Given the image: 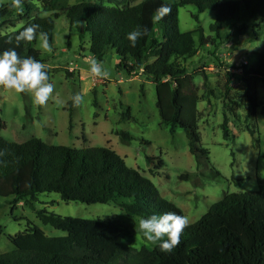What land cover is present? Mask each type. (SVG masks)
I'll list each match as a JSON object with an SVG mask.
<instances>
[{"label":"trees","instance_id":"obj_1","mask_svg":"<svg viewBox=\"0 0 264 264\" xmlns=\"http://www.w3.org/2000/svg\"><path fill=\"white\" fill-rule=\"evenodd\" d=\"M34 2L39 3L40 10ZM162 4L171 11L157 21L154 16ZM183 6H193L198 13L211 12L214 22L209 31L215 38H204L200 27L180 32L177 10ZM15 14L25 24L0 34V52L15 49L21 57L43 62L33 48L37 39L17 41L16 36L25 27L38 25V32L47 33L52 45L55 21L65 15L69 26L76 28L80 41L88 37V51L94 59L103 61L107 52H111L118 59L117 69L127 77L141 74L153 83L161 123L169 127L170 134L176 129L184 131L197 168L203 161H209V152L202 147L198 132L199 90L194 74L187 71L185 63L202 47L226 40L228 36L221 33L230 22L236 34L243 36L249 31L247 24L259 20L260 26L253 24L252 33L256 35V28L264 34V0H178L174 4L144 0L125 8L89 2L63 8L61 0H15L0 7V27ZM196 22L199 23L198 19ZM137 28L147 29V34L133 46L127 34ZM254 59V63L243 67L239 77L247 109L245 119L253 122L257 109L264 108L256 98L259 84L264 90V47ZM205 68L199 69L204 89L209 84ZM227 76L226 96L232 75L227 73ZM140 91L143 92L142 87ZM125 117L124 114L121 119ZM227 125L224 112L221 129L223 138L230 140ZM3 129L5 124L0 118V132ZM246 130L256 143L255 130L249 126ZM115 134L124 144L135 139L124 132L115 131ZM156 167L161 168L162 162L158 161ZM211 172L219 176L213 168ZM188 178L189 175L180 177ZM43 193H56L64 203H116L128 217L141 219L165 212L184 217L179 208L160 196L151 180L127 167L110 148L75 149L49 145L37 138L13 143L0 136V198L27 202ZM36 218L65 235L47 237L39 228L28 224L24 232L8 237L13 249L0 255V264H264V191L261 190L224 195L198 221L185 227L179 244L171 252L161 251L157 244L152 249L139 250L123 246L129 232L117 220L61 217L46 209L37 211Z\"/></svg>","mask_w":264,"mask_h":264},{"label":"rangeland","instance_id":"obj_2","mask_svg":"<svg viewBox=\"0 0 264 264\" xmlns=\"http://www.w3.org/2000/svg\"><path fill=\"white\" fill-rule=\"evenodd\" d=\"M13 1L0 0V7ZM143 1L61 0V4L63 8L81 2L125 8ZM163 1L171 4L178 2ZM34 3L40 10L39 3ZM19 16L15 14L8 23L3 24L0 34L22 27L25 22ZM177 21L182 33L200 27L204 38H215V34L209 31V26L214 22L211 12L198 13L193 6L179 7ZM255 23L260 26L259 20L248 23V33L238 36L230 22L221 33L228 36L226 40L202 47L195 57L185 63L187 71L194 74V82L199 90L198 132L202 147L209 152V161H203L199 168L189 152L184 131L176 129L174 134H170L169 127L161 123L155 106L153 83L141 74L136 78L127 77L117 69L118 59L111 52H107L103 61L95 59L108 74L94 76L90 72V62L94 58L88 51V37L80 41L76 28L69 26L65 15L55 21L51 51L44 49L39 39L33 46L46 65L49 82L54 85L52 96L41 106L34 103L29 92L0 87V118L5 124L0 136L13 143L37 138L49 145L75 149L107 147L119 155L127 167L138 170L145 177L154 176V170H148L149 162L146 159H162L165 167L157 176L149 179L160 196L179 208L188 224H193L225 194L264 191V108L261 106L257 109L255 122L246 121V103L237 74L232 73L229 92L227 96L224 93L227 73L231 74L230 70L242 59L248 65L254 63L255 54L264 47L263 32L254 28L256 35L252 33L251 27ZM203 67H207L206 74L210 79L206 89L202 87L199 77V69ZM141 87L143 92L140 91ZM77 94L83 97L80 103L73 102ZM256 98L260 104H264V90L260 84L256 89ZM229 110L233 113H228ZM224 112L227 114L230 140L223 138L221 129ZM124 114L127 117L121 119ZM247 126L255 130L256 143L246 130ZM115 131L131 134L135 139L128 144L121 143ZM156 163L153 162L152 167ZM212 168L219 176L212 174ZM183 175H189V178L181 180ZM42 209L61 217L117 220L129 232L123 246L139 250L142 247L152 249L156 245L143 237L139 229L140 218L128 217L116 203H64L56 193H43L34 201L27 199V202H14L12 197L0 198V255L13 249L8 237L24 232L28 224L39 228L47 237L65 235L36 218V212Z\"/></svg>","mask_w":264,"mask_h":264},{"label":"clouds","instance_id":"obj_3","mask_svg":"<svg viewBox=\"0 0 264 264\" xmlns=\"http://www.w3.org/2000/svg\"><path fill=\"white\" fill-rule=\"evenodd\" d=\"M170 11L168 5L162 4L157 9L154 19L159 21ZM38 28V25L25 27L17 34L16 40L30 42L39 39L42 47L51 51L47 33L38 32ZM146 34L147 29L137 28L127 34V39L135 46L138 39ZM90 72L96 77L108 74L102 64L95 59L90 62ZM0 87L16 92H29L33 96L34 103L41 106L48 102L54 92V85L49 82L46 65L33 57H21L15 49L0 52ZM82 99V95L77 94L73 97V102L80 103ZM187 225L188 220L175 212L153 214L139 220V229L143 237L157 244L164 252H171L179 244L181 233Z\"/></svg>","mask_w":264,"mask_h":264},{"label":"crops","instance_id":"obj_4","mask_svg":"<svg viewBox=\"0 0 264 264\" xmlns=\"http://www.w3.org/2000/svg\"><path fill=\"white\" fill-rule=\"evenodd\" d=\"M206 69H207V67L205 68V72H206ZM207 75V74H206ZM137 76H135V77H131V78H136ZM208 77V76H207ZM237 79H239L238 77H237ZM208 80L210 81V79H209V77H208ZM199 105V104H198ZM197 109H198V112L200 113V110H199V108H198V106H197ZM199 123V122H198ZM175 131L176 130H174V132H173V134L175 133ZM147 144V143H146ZM152 159V161L151 162H149L148 163V170L149 171H153L152 172V175H154V176H157L158 174H159V171H161L164 167H165V162L162 160V159H154V158H151ZM158 161H160V162H162V167L161 168H157L156 167V164H154V166L152 167V165H153V162H158ZM147 173V172H146ZM148 175V174H147ZM154 176H151V175H148V179H149V177H154ZM150 180V179H149ZM226 195V194H225ZM188 225H191V223H189Z\"/></svg>","mask_w":264,"mask_h":264},{"label":"built area","instance_id":"obj_5","mask_svg":"<svg viewBox=\"0 0 264 264\" xmlns=\"http://www.w3.org/2000/svg\"><path fill=\"white\" fill-rule=\"evenodd\" d=\"M244 66H248V62L245 59H242L237 66H235L233 69L230 70L231 75H232V73H234L240 77L241 74L243 73V67ZM233 75H232L231 81L233 80Z\"/></svg>","mask_w":264,"mask_h":264}]
</instances>
